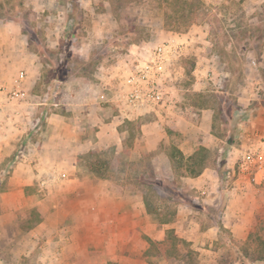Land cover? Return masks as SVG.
Masks as SVG:
<instances>
[{
  "label": "rangeland",
  "instance_id": "rangeland-1",
  "mask_svg": "<svg viewBox=\"0 0 264 264\" xmlns=\"http://www.w3.org/2000/svg\"><path fill=\"white\" fill-rule=\"evenodd\" d=\"M172 1L78 0L80 10L73 14L71 0H0V21L15 22L16 27L24 31L26 47L39 64L35 83L21 101L45 102L41 108L46 116L53 110L59 112L61 108H53L46 102L59 98L57 92L48 98L55 83L60 88L65 80H86L95 74L109 79L110 73L114 79L123 81L155 45L175 37L181 54L174 63L175 81L166 89L168 100L160 110L209 107L213 111L212 133L217 139L215 150L207 154V162L214 163L221 157L224 160L230 157L233 161L227 165V161L222 160L217 165L218 201L210 204L204 203V195L195 189L184 192L185 196L180 199L168 197L164 189L156 184L158 180L150 174L148 155L129 162L126 157L110 150L99 153L98 156L108 163L107 175L121 178L125 174L123 187L126 193L135 192L144 200L148 217L142 225L151 229L150 234L145 233L140 240H130L132 246L121 251L124 262L114 264H264L255 263L264 250V183L257 185L246 177H233L230 173L241 152L257 145L264 137L260 131L257 134L249 131L254 127L249 122L251 111L259 105L264 106V90L257 89L254 84L259 74L264 81L261 72L264 70L259 68L263 63L264 6L250 11L245 7L244 0H184L191 5L182 13L193 11L192 16L184 18L181 12H174ZM72 14L76 18V26L67 39ZM90 39H96L98 43L90 47ZM197 59L200 62L204 59L212 70L194 74V69L203 66L195 63ZM255 67L260 73L253 71ZM10 70L16 72L17 65H12ZM57 70L60 72L56 73ZM61 77H64L63 80L58 82ZM3 90L8 91L6 88ZM218 90L236 101L239 99L237 103L241 110L237 105L239 117L235 121L224 114L216 98L220 95ZM21 109L29 111L23 106ZM151 116L153 114L150 113L144 119ZM44 117L43 114L36 116L33 120L35 129H42ZM17 122L18 125L8 124L14 129L23 126L20 120ZM136 126L134 123L128 125L130 137L127 142L131 141ZM34 127L30 132L34 131ZM24 139L21 138L18 145ZM27 139L34 140V137L32 135ZM24 150L16 146L12 155L1 163L0 191L13 170L11 168L5 173L8 165L22 159ZM126 163L128 166L125 169ZM176 170L178 173L185 171ZM44 192L30 190L32 200L26 204L35 206L29 210L38 209L36 202L41 197L49 199L46 189ZM233 192L237 194L235 199L238 197L234 202L238 205L239 232L246 233L243 240L235 239L233 233L220 225L223 217L220 211L228 193ZM45 204L50 206V199ZM181 205L191 208L190 212H186L187 221L183 222L187 224L179 223L175 217L171 223L175 226L171 230L159 226L162 221H171L175 210L182 212ZM26 209L21 205L13 221L0 223V259L4 264H28L30 261L33 262L29 264H34L38 256V249L35 248L32 252L35 259L27 258L23 248L17 246L21 247L26 242L23 229L17 227L19 219L26 221L25 216L21 217ZM150 209H159L158 214L154 216ZM156 225L159 227L155 228ZM210 227L211 232L207 230ZM153 228L156 230L153 231ZM203 234H208L205 238L213 242L211 248L202 246L205 243ZM159 236L162 237L160 241L156 240ZM173 237L181 239L182 244L176 243ZM153 238L155 242L149 243Z\"/></svg>",
  "mask_w": 264,
  "mask_h": 264
},
{
  "label": "crops",
  "instance_id": "crops-1",
  "mask_svg": "<svg viewBox=\"0 0 264 264\" xmlns=\"http://www.w3.org/2000/svg\"><path fill=\"white\" fill-rule=\"evenodd\" d=\"M243 3L250 11L264 6V0H244ZM16 26L15 22L0 21V87L11 90L14 80L22 72L24 78L20 86L26 97L35 83L39 64L29 53L22 30ZM97 43L98 40L90 39L88 44L91 47ZM261 57L263 63L258 67L264 70V47ZM195 63L203 66L194 69V74H205L212 70L204 59L201 62L197 59ZM14 64L17 65L16 72L10 70ZM253 71L260 73L257 67ZM261 72L264 74V71ZM92 77L61 82L57 101H46L53 108H61V111L53 110L47 116L41 108L46 104L43 101H0V165L12 155L16 146L25 149L22 159L12 165L11 176L0 191V223L13 221L21 205L27 207L26 210L35 206L26 204L32 200L30 190L45 193L46 189L50 196L51 207L45 204L49 199L38 198L36 206L42 220L32 229L23 231L26 242L21 247L17 245L23 248L27 258L35 259L32 252L38 249L34 264L124 262L121 251L132 246L130 240H140L145 233L150 234L151 229L142 225L148 217L146 204L135 192L126 193L123 187L126 175L117 178L107 175V171L104 177H100L89 171L84 155L90 151L104 153L110 150L120 157H126L129 162L148 155V166L154 180H168L183 193L198 190L204 195V203L215 204L218 201L217 165L224 158L210 163L207 157L201 174L190 177L185 171L178 173L169 156L172 148L177 149L184 158L193 155L199 147L207 152L215 150L217 138L212 133L213 111L209 107L190 106L189 109L179 108L175 111L159 109L146 120L144 118L148 114L141 115L121 104V79H114L111 73L109 79L105 75L99 77V74ZM260 77L262 75H257L259 79H255L254 84L257 89L264 90V81ZM217 93H222V90ZM235 102L238 105L239 99ZM22 106L29 111H21ZM42 114L45 116L43 127L35 129L33 120ZM194 116L196 119H193ZM17 120L23 126L14 129L11 124L18 125ZM249 122L254 126L249 130L251 134L253 131L256 134L257 131L264 133V106L259 105L251 111ZM132 123L137 125L136 131L131 141L127 142L130 137L127 127ZM33 127L34 131L30 132ZM32 135L34 140L28 141L27 138ZM23 137L25 139L18 145ZM226 161L230 165L233 158L229 157ZM127 166L126 163L125 169ZM235 192L228 193L224 201L220 225L233 233L235 239L243 240L246 233L239 232L241 225ZM180 207L182 212L175 210L172 220L162 221L159 226L171 230L175 226L171 224L175 217L179 223L187 224L183 222L187 221L186 212H190L191 208L185 205ZM154 210L159 211L150 209L149 212L155 216ZM207 230L211 232L212 228ZM203 237L207 238L208 234H203ZM156 238L162 240L160 236ZM206 238L202 246L211 248L213 242ZM154 240L150 239L149 243ZM179 240L182 244V240ZM1 262L4 263L3 260Z\"/></svg>",
  "mask_w": 264,
  "mask_h": 264
},
{
  "label": "built area",
  "instance_id": "built-area-1",
  "mask_svg": "<svg viewBox=\"0 0 264 264\" xmlns=\"http://www.w3.org/2000/svg\"><path fill=\"white\" fill-rule=\"evenodd\" d=\"M180 54L181 48L175 37L155 45L123 79L121 104L141 115L154 113L163 107L168 100L166 89L175 81L174 63ZM23 78L24 73H19L11 90L4 91L0 87V101L12 102L23 98L20 86ZM11 168L12 164H9L5 173ZM230 173L233 177H246L256 184L264 183V137L257 145L241 152Z\"/></svg>",
  "mask_w": 264,
  "mask_h": 264
},
{
  "label": "trees",
  "instance_id": "trees-1",
  "mask_svg": "<svg viewBox=\"0 0 264 264\" xmlns=\"http://www.w3.org/2000/svg\"><path fill=\"white\" fill-rule=\"evenodd\" d=\"M171 5L173 6L174 12L175 13H182V11L186 10L188 8V6H190L191 4H188L187 1L184 0H173L171 2ZM71 10L73 12V14L76 12H78L80 10V5L78 3V0H71ZM72 14V16H73ZM193 15V11H188V13L184 14L182 13L181 16L184 18H188L190 16ZM71 18V22L68 24V29L69 31L66 33V38L69 39L72 35V31H74V28L76 26V18L73 17ZM23 34L24 31H22ZM60 72L59 70L56 71ZM62 79H57V81H62L64 77H61ZM59 91V86L55 83L52 88L51 91L49 93V97H52L53 93L58 92ZM216 98L218 99L220 105L223 107V112L224 114L232 119L233 121L236 120V118L239 117V115H237V104L235 102V99L232 98L230 95H226L224 94V92L220 93V95L216 96ZM208 152L205 148L203 147H199L197 148V150L193 153V155H191L188 158H184L182 156V154L175 148H172L169 156L170 159L173 161V164L175 165L176 169H184L185 173L190 176V177H197L198 175L201 174L202 170L205 167V163H206V159H207V155ZM99 153L96 151H90L87 154L84 155L87 167L89 169V171L95 173L96 175L100 176V177H104L106 175L107 172V168H108V163L107 161L101 159L99 156ZM158 182L156 183L159 187H161L162 189H164V192H166V194H168V197H170L172 200L175 199H180L183 198L185 196V194L183 192H181L175 185H173L170 181L168 180H164V179H157ZM160 196V195H159ZM155 214H158L157 210L153 211ZM175 214H172V217ZM24 216L26 217V221H22L19 219V228L23 229V231H28L30 229H32L33 227H35L38 223L41 222L42 217L40 215V213L37 210H27L23 213V215H21V217L24 218ZM22 219V218H21ZM33 220V221H32ZM32 221V222H31ZM167 222V221H166ZM28 223V224H27ZM171 233V232H169ZM173 234V233H172ZM176 243H179L180 240L179 239H175V237H173ZM262 254L255 260V263L258 262H263L264 263V250L261 252ZM0 264H4L3 262H1L0 260Z\"/></svg>",
  "mask_w": 264,
  "mask_h": 264
},
{
  "label": "water",
  "instance_id": "water-1",
  "mask_svg": "<svg viewBox=\"0 0 264 264\" xmlns=\"http://www.w3.org/2000/svg\"><path fill=\"white\" fill-rule=\"evenodd\" d=\"M231 138H232V136L229 137V140H231ZM230 144H231V142H230Z\"/></svg>",
  "mask_w": 264,
  "mask_h": 264
}]
</instances>
